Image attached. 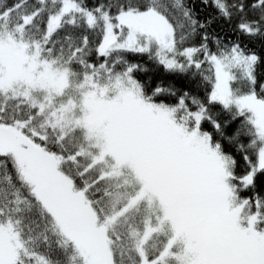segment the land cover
I'll return each instance as SVG.
<instances>
[{"label":"snow or ice","instance_id":"obj_1","mask_svg":"<svg viewBox=\"0 0 264 264\" xmlns=\"http://www.w3.org/2000/svg\"><path fill=\"white\" fill-rule=\"evenodd\" d=\"M0 264H264V0H0Z\"/></svg>","mask_w":264,"mask_h":264}]
</instances>
